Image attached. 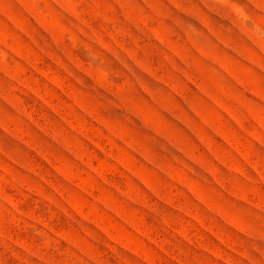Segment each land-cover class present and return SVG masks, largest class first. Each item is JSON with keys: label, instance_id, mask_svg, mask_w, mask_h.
I'll return each instance as SVG.
<instances>
[{"label": "rangeland", "instance_id": "obj_1", "mask_svg": "<svg viewBox=\"0 0 264 264\" xmlns=\"http://www.w3.org/2000/svg\"><path fill=\"white\" fill-rule=\"evenodd\" d=\"M0 264H264V0H0Z\"/></svg>", "mask_w": 264, "mask_h": 264}]
</instances>
